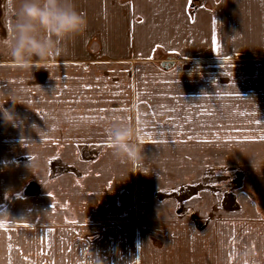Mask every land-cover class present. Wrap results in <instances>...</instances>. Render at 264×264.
Masks as SVG:
<instances>
[{
  "label": "rangeland",
  "instance_id": "1",
  "mask_svg": "<svg viewBox=\"0 0 264 264\" xmlns=\"http://www.w3.org/2000/svg\"><path fill=\"white\" fill-rule=\"evenodd\" d=\"M196 6L194 0L188 2L185 21L182 15L170 16L168 29L159 30H163L158 33L159 39L153 33L156 41L162 36L168 41L167 48L156 46L151 56L141 50L135 53V49H129L128 55L116 56L113 49L97 48V43L90 41L85 55L94 63L82 61L69 69L62 66L51 74L44 73L39 81L33 78L36 73L26 72L25 87L17 86L11 79L0 86L4 108L14 107L20 118L12 126L0 114V264L28 263L33 250L29 243L35 227L40 228L34 222L37 225L47 216H55V208L58 221L67 228L74 221H89L82 195L90 197L91 213L98 199L106 201L109 212L124 207L125 198H132V211L142 216L135 209L145 208L149 202V180L151 175L160 176L157 168L162 166L179 168L194 176L183 183L155 188V200L170 201L174 215L195 214L193 202L188 201L194 199L205 209L204 214L196 212L197 216L229 218L237 216L244 207L250 217L263 220L264 225V148L257 143L244 147L229 143L224 145L227 148L205 143L212 138L205 136H211L207 126L220 120L224 122L219 130L226 126L229 132L237 133L245 122L251 139L264 137V55H259L264 53V46L261 48L256 42H251V46L248 42L247 47L245 42L244 47H237L236 42H243L235 41L232 33L209 30L212 19L208 13L197 15L195 20ZM147 19L149 29L150 18ZM165 21L161 19L164 24ZM229 37L234 41L229 44L235 45H225ZM92 45L95 52L88 48ZM138 48H149V39ZM71 53L67 48L65 54L55 58L74 60L77 55ZM174 62L177 65L167 69ZM44 79L47 86H42ZM48 85L60 89L61 96L53 95V88ZM12 101L18 103L13 105ZM226 103L231 108H221ZM131 119L145 123L136 126L135 137H155L162 120H178L182 129L174 125V131L186 140L192 138L196 146L216 159L204 160L202 154L199 160L192 161V149L184 153L187 146L177 154L174 145L170 148L173 154L154 160L151 166L152 161L145 158L146 143L136 142L144 150L141 160H115L108 129L117 124L129 125ZM96 121L99 124L95 125ZM195 134L197 138L192 137ZM177 155L186 158L177 159ZM86 189L89 192L83 191ZM117 194H121V204L116 201ZM238 202L242 207L239 213ZM257 233L253 235L260 237L258 246L264 248V227ZM95 234L90 237L96 238ZM24 236L26 243H19L26 239ZM19 247L25 250L17 260ZM259 258L264 264V256Z\"/></svg>",
  "mask_w": 264,
  "mask_h": 264
},
{
  "label": "crops",
  "instance_id": "2",
  "mask_svg": "<svg viewBox=\"0 0 264 264\" xmlns=\"http://www.w3.org/2000/svg\"><path fill=\"white\" fill-rule=\"evenodd\" d=\"M189 1L74 0L77 10L84 15L87 21L86 31L69 40L66 45L72 52L71 55H77L74 60L72 57L69 61L49 58L33 68L20 69L8 56L7 51L0 47V86L9 83L11 79L17 86L25 87L26 72L36 73L33 78L39 81V79L43 80L44 73L51 74L62 66H66L65 69L75 68L73 65H78L82 61L92 64L94 60L85 55V47L90 41V43H97V48L100 46L102 49H113L112 52L116 56L128 55L129 49L133 51L135 49V53L141 50L142 53L147 52L151 56L156 46L167 48L166 41H168L165 36L156 41L152 36L153 33H157L156 37L159 39L160 34L158 33L163 32L159 30L168 29L170 16L182 15L185 21ZM194 1L197 3L193 12L195 20L197 15L204 16L208 13L212 19L209 30L218 34L232 33L236 37L235 41L241 39L240 41L243 42L242 45L236 42L237 47H244L245 42H247V47L248 42L250 44L256 42L261 48L264 46V0ZM10 5L11 0H0V40L6 38L12 28L13 16ZM139 17H141L140 20H138ZM147 18H150L149 29L146 28ZM161 19L166 20L165 24L161 22ZM84 33H88V36H81ZM215 38L213 40H217ZM148 39L149 48H138ZM230 41L234 42L229 37L225 45H235L234 43L229 44ZM225 45L222 48H225ZM91 47L88 48L95 52V46ZM259 55H264V53ZM214 63L218 62L214 61ZM176 65L177 63L174 62L173 68ZM46 82L44 79L42 86H47ZM48 86L53 88V95L61 96L60 89ZM3 100L0 94V105H3ZM133 100L132 98V103ZM221 108L231 107L226 103ZM52 110H55V107ZM234 110H238L237 107ZM131 112L132 117H135L133 116L134 111ZM223 122L224 120H220L207 126L208 131H211V136L209 133L205 136L212 138L205 143L223 145L222 148H227L224 145L229 143L240 144L241 147L247 146L244 144L257 143L261 149L264 148L262 146L264 139H261L263 136L251 139L250 128L244 127L245 122L237 133L229 132L226 126L219 130V125ZM94 124L99 123L96 121ZM174 125L179 129L182 127L178 120H162L161 125H157L158 133L155 137H133V142L146 143L145 158L152 161L151 166L154 160L160 158L164 160L169 154H173L171 151L173 149L170 148L174 145H177V149L173 150L177 154H181L187 146L184 153L187 149H192L189 151V154H192V161L199 160L202 154L204 160L216 159L203 152V147L196 146L197 143L192 138L186 140L184 139L186 137H181L178 132L174 131ZM129 126L136 131V126L137 128L142 127L145 123L131 119ZM190 128L196 129L192 126ZM192 137L197 138V135ZM217 137H220V140L212 141ZM181 158L186 157L177 155V159ZM157 170H160V176L153 178L151 175L149 180L151 183L150 193L148 192L149 202H146L145 208L135 209L142 216L132 211V198H125L124 207L113 208L109 212L105 208L106 201L98 199L97 207L91 213L92 210L88 207L90 197L82 195V203H87L85 215L89 221H74L72 227L67 228L63 222L58 221L55 208V216H47L37 225V222H34L35 226L40 228L35 227L32 242L29 243L33 248V250L30 248L32 253L29 254L28 263L22 264H261L259 257L264 256V248L258 246L260 237L253 234L257 233L259 228L264 227L263 220L250 217V213L247 214V209L244 211V207L239 213L242 210L240 202H238V211L236 210L239 213L237 216L222 219L215 215L200 217L196 215V212L204 214L205 209L202 210V206H198V201L194 199L188 201L193 202L195 214L190 212V215H174L170 201L158 203L155 200V188L160 184L183 183L194 176L192 173L183 172L174 167L162 166ZM83 191L89 192L88 189ZM116 201L121 204V194H117ZM143 202L144 200L141 201ZM77 203L81 204V202ZM67 215L69 214L66 213ZM95 233L96 238L95 236L90 237ZM26 240L27 238L20 240L19 243L25 244ZM251 241H254V246L250 245ZM1 248L2 246H0V253H2ZM19 248H17V260L21 257V251L25 250Z\"/></svg>",
  "mask_w": 264,
  "mask_h": 264
},
{
  "label": "clouds",
  "instance_id": "3",
  "mask_svg": "<svg viewBox=\"0 0 264 264\" xmlns=\"http://www.w3.org/2000/svg\"><path fill=\"white\" fill-rule=\"evenodd\" d=\"M10 8L12 28L0 40V47L20 69H30L65 54L67 42L87 28L86 18L77 10L74 0H11ZM0 114L6 124L16 126L20 121L14 107L10 110L0 105ZM108 134L115 160L136 163L142 159L144 150L133 142L136 135L133 127L117 124L108 129Z\"/></svg>",
  "mask_w": 264,
  "mask_h": 264
},
{
  "label": "trees",
  "instance_id": "4",
  "mask_svg": "<svg viewBox=\"0 0 264 264\" xmlns=\"http://www.w3.org/2000/svg\"><path fill=\"white\" fill-rule=\"evenodd\" d=\"M173 66H174V63L173 64H169L167 69H171V68H173Z\"/></svg>",
  "mask_w": 264,
  "mask_h": 264
},
{
  "label": "snow or ice",
  "instance_id": "5",
  "mask_svg": "<svg viewBox=\"0 0 264 264\" xmlns=\"http://www.w3.org/2000/svg\"><path fill=\"white\" fill-rule=\"evenodd\" d=\"M109 139H111V137H109ZM261 139H264V137H261ZM109 146H110V147H112V145H111V144H110Z\"/></svg>",
  "mask_w": 264,
  "mask_h": 264
}]
</instances>
